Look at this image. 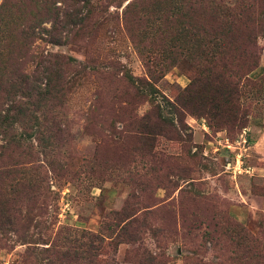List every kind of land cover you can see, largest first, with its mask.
<instances>
[{
  "label": "rangeland",
  "instance_id": "obj_1",
  "mask_svg": "<svg viewBox=\"0 0 264 264\" xmlns=\"http://www.w3.org/2000/svg\"><path fill=\"white\" fill-rule=\"evenodd\" d=\"M236 27L263 29L246 75L237 43H216ZM47 60L61 63L50 83L60 98L39 101L23 79L42 78ZM147 67L162 104L193 94L155 137L137 128L151 104L124 77ZM213 72L238 87L223 115L212 112ZM8 117L0 264H264L261 0H0ZM89 233L106 245L90 252Z\"/></svg>",
  "mask_w": 264,
  "mask_h": 264
},
{
  "label": "trees",
  "instance_id": "obj_2",
  "mask_svg": "<svg viewBox=\"0 0 264 264\" xmlns=\"http://www.w3.org/2000/svg\"><path fill=\"white\" fill-rule=\"evenodd\" d=\"M261 1L264 5V0ZM249 7L252 8V5H249ZM251 22L252 25L259 24L258 21ZM262 30L263 29L261 28L256 29L253 27H248L247 30H244L236 27V29L223 32L222 35L218 37L219 40L216 43H237L239 52L237 57L233 56V59L240 60V62L237 64V68L243 70L242 75L250 73L259 65V49L257 47V38L262 34ZM214 39H217V36H215ZM60 64L61 63L59 61L52 62L47 60V64L42 65V68L47 72L46 74L43 73L44 76H42V78L39 77L38 71H35L32 78L28 77L26 80L23 79L30 94L36 97L37 100H48V98L56 100L58 99V97L60 98V95H58V93L53 90L54 88L50 84L54 80L53 77L58 78V76L55 75L58 73V67L60 66ZM124 77L126 81H128L132 85L131 87L135 88L136 91H138L137 96L140 98L144 97L145 100L151 104V110L136 118V126L145 136L155 137L156 135H164L163 132L165 129L169 130L173 127L174 118L172 116L176 115V121L179 122L178 117L182 114L181 111L185 109L187 103L192 102L191 99L193 94L189 95L187 102L186 100L180 102L178 100H175L172 103L171 101L166 100L168 106L158 101L155 97V93L157 92V90L154 87V83L160 78V74L159 72L152 70L150 67H147V71L144 77H133L132 75L125 74ZM209 78L211 97L216 96L218 90H221L222 94V99L220 101H214L212 103V112L215 115H223V111H225L226 107L230 106V104L227 102L230 96V90L238 96V87L233 84L232 81L227 79L225 74L221 72H213L209 76ZM226 89L228 90L224 94V90ZM237 109H239L241 112L239 104L237 105V107L231 109L230 111L236 112ZM150 113H152V115ZM9 119L10 117L4 118L2 121H0V124H4L3 121L6 122L5 124H9ZM44 120L53 122L56 120V118L53 116H46ZM126 207H128V204H126L120 212L122 213L124 210H126ZM129 217L130 216L126 217V219H128ZM129 221L130 219L127 220L128 223ZM121 229H123V234L126 236L125 240H127V242L135 241V239L131 238V231L128 229L127 225H123ZM89 239L90 242L88 243V249L90 252L95 251L98 248H103L106 245L103 236L89 233ZM152 258L153 256L148 255L146 257V261L151 260ZM260 258H264V256L261 255ZM254 264H257V262H255Z\"/></svg>",
  "mask_w": 264,
  "mask_h": 264
}]
</instances>
